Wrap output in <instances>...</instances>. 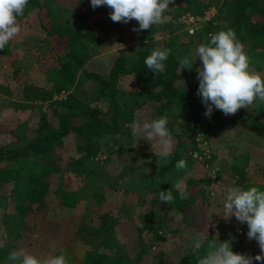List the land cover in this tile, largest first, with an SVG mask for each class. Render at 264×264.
Masks as SVG:
<instances>
[{"label": "rangeland", "instance_id": "rangeland-1", "mask_svg": "<svg viewBox=\"0 0 264 264\" xmlns=\"http://www.w3.org/2000/svg\"><path fill=\"white\" fill-rule=\"evenodd\" d=\"M55 6L60 9L62 19L70 25L83 15H88V8L91 7L90 0H57ZM216 12L217 7L213 5L201 15L203 18L197 25L203 26ZM99 15L97 12L92 14L90 22L94 24ZM164 15L171 17L166 13ZM107 19L113 23V28L110 31L98 29L103 36L102 45L92 52L86 62L88 69L101 73L109 72L121 51L134 54L147 43L161 40L166 34L183 35L187 30L180 22L178 27H173L167 21L156 25L157 28L148 38L143 31H133V28L139 27L135 20L129 23L113 22L110 15ZM19 24V34L0 50V83L11 90L10 93L0 90V140L23 145L36 135L40 111L48 109V105L35 99H26L18 77H29L36 84L51 87L52 79L41 69L40 64L48 58L47 55L52 54L53 42L40 25L36 11L26 15ZM184 38L187 40L181 36V39ZM192 54L195 59V52L192 51ZM195 62L201 67L199 59ZM250 67L264 78V72ZM187 82L188 79L181 84L182 87ZM135 86L133 75L127 76L122 82L126 90ZM66 94L67 91H62L56 97ZM199 104V109H186L176 103L163 115L172 129V155L178 150L183 153L182 159L188 155L193 159L189 168L178 170L174 167L168 170L165 185L168 190L172 188L174 196L178 184L185 187L187 180L193 178L195 182L190 183L189 191L194 194L195 201L188 214L182 218L169 210L157 211L155 217L162 216L164 225L159 231L162 236L160 239L155 238L150 227L143 229L144 254L139 261L134 260L140 249L139 226H143L148 210L154 208V177L159 166L170 161L172 156L157 162L155 152L160 150L158 143L153 141L152 147L151 142L142 135L134 136L132 133L134 122L155 119L153 103L136 110L133 118L124 124L119 133L100 138L101 147L86 160V172L77 173L69 169L54 173L49 206L34 216L38 219L36 222H26L18 217L14 209L12 183L0 187V241L4 242V247H0V264H8L10 252L19 248L41 259L58 256L63 251L67 264H95L92 245L80 238L77 230L85 220L97 224L104 211H111L119 222L113 228L109 243L101 245L99 251L110 254L111 245L119 250L116 243L123 240L127 243L131 257L128 254L120 257L121 264H157L160 252L164 251L178 259L187 257L185 264H198V259L208 250L207 243L210 240H216L217 243L219 240H230L234 252L251 256L258 254L260 249L257 242L247 237V224L238 222L234 216L226 221L217 213L223 212L227 188L247 189L253 187L255 181L264 183V136L250 123L256 121L255 116L264 119V104L256 102L229 116L214 110L210 118L205 117L206 109L201 108V102ZM247 115L253 116L245 120ZM79 141L80 136H69L61 153L67 157L80 156L84 151L78 150ZM130 162H133L134 169L127 172L125 166ZM233 164L247 168L251 181L238 185L231 167ZM24 165L26 170L33 168L34 160L27 158ZM203 178L207 179V183L201 182ZM63 185L75 192V205L62 203L56 188ZM201 234L205 239L197 251L194 250V242ZM102 264H106V261Z\"/></svg>", "mask_w": 264, "mask_h": 264}, {"label": "trees", "instance_id": "trees-1", "mask_svg": "<svg viewBox=\"0 0 264 264\" xmlns=\"http://www.w3.org/2000/svg\"><path fill=\"white\" fill-rule=\"evenodd\" d=\"M56 1L29 0L24 15L18 17L19 23L30 12L36 11L40 25L53 42L52 54L47 55L48 58L40 64L41 69L52 79L53 85L42 86L32 82L29 77H18L23 96L45 102L48 109H41L36 135L27 143L16 145L0 140V187L12 183L15 212L26 222H36L38 219L34 216L49 206L54 173L69 169L77 173L86 172V160L101 147L100 138L119 133L124 124L133 118L136 110L153 103L156 119L163 117L176 103L186 109H199L197 105H200L201 98L197 95L199 81L195 71L198 66L195 62L191 71L181 69L179 60L190 54L193 58L192 51L195 52L198 45L208 43L210 34L227 29L234 30L250 58V65L264 72V0H174L166 12L171 16L168 22L173 27H178V19L185 12L203 15L213 5L217 7V12L193 32L187 29L183 35L166 34L161 40L147 43L134 54L121 51L108 73L90 70L86 62L92 52L102 45L103 36L99 30L110 31L113 28V23L107 19L111 9L106 6L96 9L90 7L88 15H83L70 25L62 19L60 9L55 6ZM96 12L100 15L92 24L90 16ZM156 28L153 25L144 30L143 34L149 38ZM181 36L187 40L181 39ZM156 48L169 49L170 54L164 62L165 72L155 74L146 68L144 61ZM129 75L135 77L136 86L126 90L122 87V82ZM186 79L188 82L182 87L181 84ZM0 90L4 93L11 92L10 88L1 83ZM62 91H67V94L56 97ZM53 116L57 118L54 119ZM252 116L247 115L245 120ZM255 117L256 121L250 123L264 136V119ZM167 127L172 130L170 126ZM73 134L81 137L77 147L84 153L77 157H67L61 153V149L65 148L66 139ZM182 157L183 153L176 150L171 160L158 168L152 186L154 208L148 210L143 226H139L140 249L134 256L135 261H139L144 254V228L150 227L155 238L160 239L162 236L160 229L164 225L162 216L155 217L157 211L169 210L182 218L188 214L195 201L194 194L189 191L190 183L195 182L193 178H189L185 186L187 199L179 198L177 188L170 204L159 199L160 191L168 190L165 185L166 172L176 167L180 160L186 161V168L192 165L193 159L189 155L183 159ZM27 158L33 159L35 164L28 170L24 165ZM231 167L238 185L251 181L247 168L236 164ZM133 169V162L126 164L125 171ZM201 182L207 183V179L203 178ZM254 186L264 191L263 182L255 181ZM185 187H180V190ZM57 189L64 205L76 204L73 190L65 185ZM118 222L119 219L111 211H104L97 224L85 220L79 226L77 234L92 245L93 263L102 264L106 261V264H121L120 257L125 254L131 257L127 243L123 240L116 243L119 250L111 245L110 254L99 251L101 245L109 243L113 228ZM154 241L156 240L152 242ZM186 258L178 259L172 253L164 251L160 252L156 261L157 264H185Z\"/></svg>", "mask_w": 264, "mask_h": 264}, {"label": "clouds", "instance_id": "clouds-1", "mask_svg": "<svg viewBox=\"0 0 264 264\" xmlns=\"http://www.w3.org/2000/svg\"><path fill=\"white\" fill-rule=\"evenodd\" d=\"M174 0H90L93 9L106 6L111 9L109 15L113 22L129 23L135 20L139 27L133 31H144L153 25L164 24L169 17L164 15ZM29 0H0V49L19 34L21 31L18 17L24 15ZM170 54L169 49H154L145 58V65L153 73L165 72V61ZM195 59L191 54L179 60L181 69L192 70L197 59L201 67L195 69L199 86L197 95L201 98L206 111L205 117L210 118L214 110L221 111L225 116L234 115L241 108H249L254 103L264 104V78L250 67V58L245 52L244 45L236 37L234 30H221L210 34V41L198 45L195 50ZM166 117H159L150 121H136L132 126L134 136L142 135L145 140L156 141L160 150L155 152L158 161L167 160L172 155L173 137L167 127ZM187 167L185 160H180L176 168ZM179 190V198H188L186 187ZM161 202L170 204L174 197L172 188L160 191ZM223 219L230 220L233 216L240 223H246L249 240H255L259 246V253L255 256L238 253L232 250L230 240L217 243L210 240L207 251L198 264H264V191L257 187L243 189L229 187L226 190L223 202V212L217 213ZM205 237L203 234L194 242V250H199ZM0 247L4 242L0 241ZM8 264H67L63 251L58 256L39 258L29 254L24 248L10 252Z\"/></svg>", "mask_w": 264, "mask_h": 264}, {"label": "built area", "instance_id": "built-area-1", "mask_svg": "<svg viewBox=\"0 0 264 264\" xmlns=\"http://www.w3.org/2000/svg\"><path fill=\"white\" fill-rule=\"evenodd\" d=\"M202 18L203 16L200 14L185 12L179 17V22L189 29V31L193 32L196 28L200 27L197 25V22Z\"/></svg>", "mask_w": 264, "mask_h": 264}]
</instances>
